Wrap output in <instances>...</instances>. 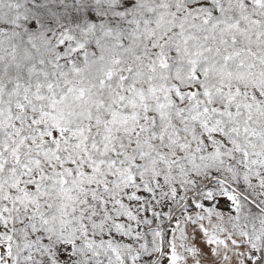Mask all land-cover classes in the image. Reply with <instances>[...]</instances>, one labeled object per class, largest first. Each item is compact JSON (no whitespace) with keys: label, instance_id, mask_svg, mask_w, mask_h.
<instances>
[{"label":"snow or ice","instance_id":"6c2138e0","mask_svg":"<svg viewBox=\"0 0 264 264\" xmlns=\"http://www.w3.org/2000/svg\"><path fill=\"white\" fill-rule=\"evenodd\" d=\"M0 264H264V0H0Z\"/></svg>","mask_w":264,"mask_h":264}]
</instances>
